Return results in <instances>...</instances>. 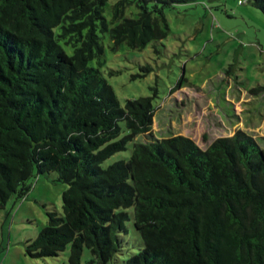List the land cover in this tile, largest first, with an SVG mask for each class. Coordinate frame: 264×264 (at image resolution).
<instances>
[{
  "label": "trees",
  "instance_id": "trees-1",
  "mask_svg": "<svg viewBox=\"0 0 264 264\" xmlns=\"http://www.w3.org/2000/svg\"><path fill=\"white\" fill-rule=\"evenodd\" d=\"M196 1L0 0V208L37 176L67 186L30 258L69 246L67 264L84 248L108 264L131 221L142 248L123 264H264V147L240 130L205 149L157 139L152 98L122 107L99 69L103 36L141 50L167 37L165 8ZM247 3L264 15V0ZM129 144L128 160L103 167Z\"/></svg>",
  "mask_w": 264,
  "mask_h": 264
},
{
  "label": "rangeland",
  "instance_id": "rangeland-1",
  "mask_svg": "<svg viewBox=\"0 0 264 264\" xmlns=\"http://www.w3.org/2000/svg\"><path fill=\"white\" fill-rule=\"evenodd\" d=\"M237 1L198 0L165 8L167 37L141 50L121 45L112 51L103 36L102 76L122 107L126 100L152 98L157 139L186 136L205 149L220 135L240 130L264 147V15ZM137 12L131 7L125 15ZM90 66L97 68V60ZM131 149L129 144L103 167L128 160ZM54 178V173L37 176L26 197L13 196L0 208V264H67L69 246L54 258L32 259L25 253L26 242L46 225V212L62 213L67 186ZM126 228L122 251L108 264H123L142 248L131 221ZM91 260L84 248L82 264H95Z\"/></svg>",
  "mask_w": 264,
  "mask_h": 264
},
{
  "label": "crops",
  "instance_id": "crops-1",
  "mask_svg": "<svg viewBox=\"0 0 264 264\" xmlns=\"http://www.w3.org/2000/svg\"><path fill=\"white\" fill-rule=\"evenodd\" d=\"M153 121H154V118H153ZM217 122V121H216ZM216 125H217V123H216ZM218 126V125H217ZM219 127V126H218ZM152 131H153V127H152ZM154 133V132H153ZM234 134V133H233ZM233 134H231V135H228V136H219V137H217V138H220V137H230V136H232ZM173 136H176V135H173ZM184 137H186V136H184ZM189 138V137H188ZM216 138V139H217ZM192 140V139H191ZM215 140V139H214Z\"/></svg>",
  "mask_w": 264,
  "mask_h": 264
},
{
  "label": "built area",
  "instance_id": "built-area-1",
  "mask_svg": "<svg viewBox=\"0 0 264 264\" xmlns=\"http://www.w3.org/2000/svg\"><path fill=\"white\" fill-rule=\"evenodd\" d=\"M249 0H238V4L239 5H243V4H245V3H247Z\"/></svg>",
  "mask_w": 264,
  "mask_h": 264
}]
</instances>
